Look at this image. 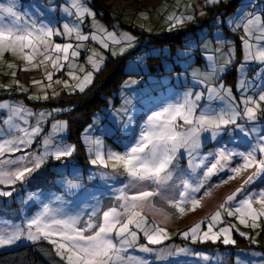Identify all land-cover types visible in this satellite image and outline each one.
Instances as JSON below:
<instances>
[{"label":"rangeland","instance_id":"obj_1","mask_svg":"<svg viewBox=\"0 0 264 264\" xmlns=\"http://www.w3.org/2000/svg\"><path fill=\"white\" fill-rule=\"evenodd\" d=\"M141 1V0H140ZM144 6H137L134 2H115L111 7L110 20L105 19L103 15L96 10L92 0H83L84 5L95 12V18L85 17L82 24V33L85 35L96 34L104 39L107 32L116 35L121 43L117 44L107 40L108 48H104L98 40L77 41L75 35L68 37L66 35L52 37L55 43H72L74 50L79 47V56L72 57L69 52V60L61 61L62 69H54L51 62L40 63L42 56H37L33 64H39L38 67L28 65L18 55L5 53L0 58V103L7 102L12 105H21L25 112L20 116L13 118L12 125L3 123L9 114L7 110L0 109V136L7 139H16L21 132L15 128H25L31 130L37 126L40 120L39 113H51L45 115L43 122L39 124L41 132L35 136L30 147L25 151L13 154H5L4 160L18 159L21 155H28L29 159L33 155H40L43 152L42 141L51 140V146L54 148L58 143L65 146H75V151L71 157H64L57 161L53 156H48L40 169L33 172L32 176L23 182H17L14 186L0 185V191H13L12 197H0V220L5 222L4 231L10 230L9 226H23L32 217L36 216L43 209L44 204H49L53 209L62 208L64 212L72 215L80 214L85 220L88 213L94 208L101 211L107 210L110 206L118 203L115 199L119 195L118 189L128 181V177L122 174V169L113 172L111 161L109 167L104 168L100 165L93 167L90 160L95 158L90 154L89 149L95 151V141H101V147L107 157V154L116 152L122 154L133 134L138 133L145 124L147 116L153 111L161 109L169 102H174L182 98L186 92H191L193 96L204 92L205 96L199 102L197 115L204 109L206 104L218 105V101H208L205 85L219 87L221 83L226 88H231L232 94L236 99L240 109H243L241 103V94L237 87L238 74L236 67L243 60V45L241 42V52L238 54L235 42L241 41V38L248 39L243 24L246 22L242 17H250L249 11L253 15L264 19V0H238L235 13L226 19H230L229 33L222 30V16L216 15L209 24L206 25L208 18L218 9L225 8L223 2L228 4L231 0H220L219 3L210 4L209 0H142ZM10 0H0V4L7 5ZM73 0H15L16 11L23 17L21 23L35 22L37 26L47 24L50 27L63 31L62 26L67 23L70 26L76 23V17L73 14L68 16L64 9H71ZM74 13V9H72ZM223 12V16H224ZM184 17L182 23L173 24L169 17ZM211 16V17H210ZM191 17V19H188ZM8 20H5L7 23ZM204 24V25H201ZM95 25H100L106 31H98ZM226 27L227 24L225 23ZM237 25H240L237 27ZM200 26L197 29V35L200 40L206 39V48H212L206 54L198 53L197 40L193 37L192 28ZM191 27V30L189 31ZM242 30V32L239 31ZM212 32V35H211ZM165 33L176 36H186L182 46H157L153 44L155 38ZM122 34H128L134 39L129 46L128 41L121 39ZM203 36H202V35ZM260 33L254 30V35L250 40L253 45V51L257 45H261L264 50V43L257 40ZM210 37V38H209ZM223 37V39H220ZM236 40V41H235ZM213 46V47H212ZM231 48L234 55V63L231 67L225 66V59ZM93 52L98 53L94 59L97 65L94 66L88 61V57ZM62 55V54H59ZM239 55V56H238ZM200 56H203V62L199 64ZM125 57L126 76L120 89L111 96H106L105 104L94 113L91 121L85 126L80 136V151L77 145L69 138V127L63 114L69 111V108L63 107L60 103L64 95L70 96L75 93H83L90 88L98 73L105 67L110 58ZM12 64L14 67H9ZM28 68L27 71L23 70ZM99 70H96V69ZM236 70L237 84L227 80L228 71ZM213 70L216 71L218 79H211ZM252 70V71H250ZM72 72L74 75L69 76ZM250 71V72H249ZM13 73L15 76L13 77ZM46 73H52V81L47 80ZM92 73V80L84 86V91L76 87L79 81H83L86 74ZM264 67L258 62H251L248 66L247 79L249 82L259 81L255 86L249 85L246 95L254 99L257 98L261 86H264ZM33 81H40L41 84H34ZM60 81L61 83H56ZM204 81V84L200 82ZM65 83L67 86H65ZM51 87H48V85ZM45 93L48 99H43ZM39 98H32V97ZM260 109L257 113L256 121H248L245 118H239L238 124L244 126L250 135L244 137L235 127L228 125L222 128L220 134L212 138L210 132L201 134V147L198 150L200 155L216 153L220 148H226L234 152H245L251 145L256 143L258 135H264V102L260 103ZM31 113L32 115H29ZM126 116L132 117V123L129 128H125L127 123ZM66 123L63 131L54 130L52 125L56 123ZM13 128L11 134L7 131ZM255 136V138H254ZM257 153V159H259ZM214 162L209 157L204 167L194 168L185 149H180L173 162V179L168 185L161 188V196L153 198V205L156 209H161L167 213V217L156 211L145 209L142 215L145 216L147 225L155 224L158 227L166 229L168 238L164 239L159 245H148L154 251L145 253L139 250L140 246L146 244V239L142 232H138L137 247L128 249L126 253H121L125 260L129 257L135 259H146L148 264H237V259L241 264H264V217L258 223L259 228H251L239 223L238 215L228 216L220 209L227 197L242 190L236 195L235 200L228 202L226 207L232 208L250 191L255 193L261 190L263 185L262 174L254 179L251 184H244L248 176L256 170L248 168L236 174L234 178L229 179L227 183L224 180L233 174L229 171L231 167H239L242 160L238 156H233L231 160L224 162V170L219 171L209 179L203 181V187L196 197L200 198V205L194 210L188 209L183 214H178L163 196L172 199H178L183 192L182 180H188L193 186L203 179L202 173L206 166ZM20 165H4L5 170H15ZM31 166V165H29ZM101 174H107L102 176ZM64 180H71L74 184L80 185L79 188L69 190ZM254 188V190H253ZM151 190V189H149ZM138 191L132 188L130 194ZM61 200H56V197ZM31 197V199H30ZM223 200L217 207L216 204ZM204 205L205 207H201ZM254 208L260 205L254 203ZM210 211V212H209ZM217 211L221 212V222L217 223L213 231H219L220 228L233 226L231 236L236 240L235 245H224L221 240L218 242H192L190 238H185L182 233L189 231L197 223H201V233L207 230V222ZM209 217H208V215ZM202 214L207 215L205 220L190 222L195 217ZM207 218V219H206ZM185 224V225H184ZM136 230L134 226H130ZM238 230V231H237ZM238 232L246 233L247 236H240ZM251 237L252 239H248ZM58 239L57 237H54ZM46 242L51 245L57 254L56 246L48 240L41 239L30 241L25 238L12 245L0 246V253L16 249L22 246L34 245L36 243ZM213 245V246H208ZM180 248L189 250V254L179 253ZM199 248V250H196ZM163 252L164 259H158L157 254ZM201 256H208L204 260ZM256 253L257 255H253ZM58 255V254H57ZM63 259L60 255H58ZM66 263L67 261L63 259ZM233 261V262H232Z\"/></svg>","mask_w":264,"mask_h":264},{"label":"snow or ice","instance_id":"obj_2","mask_svg":"<svg viewBox=\"0 0 264 264\" xmlns=\"http://www.w3.org/2000/svg\"><path fill=\"white\" fill-rule=\"evenodd\" d=\"M220 0H209L210 4L219 3ZM74 9V13L72 11ZM65 13L68 16L73 14L76 17V23L72 26L65 23L63 31L50 27L47 24L37 26L35 22L21 23L23 17L18 15L16 11L15 0H10L9 4H0V58L5 53L18 55L22 60L26 61L32 67H38L39 64H33L37 56H42L43 60L40 63L51 62L54 69H62L61 61L69 60V52L72 57L79 56V47L72 43H53L52 37L66 35L72 37L75 35L77 41L98 40L104 48H108L107 40L114 43H121L120 39L112 32H107L104 39H101L96 34L85 35L82 33V24L85 17L95 18L96 13L84 5L83 0H73L71 9L65 8ZM8 20L5 23V20ZM173 24L182 23L184 17H169ZM191 19V17H188ZM246 22L243 24L248 39L241 38L243 45V60L236 67L238 74L237 87L241 94V103L243 109L237 104L235 97L232 94L231 88H226L223 83L219 87L205 85L207 100L218 101V105L211 103L206 104L204 109L197 115V108L200 107V101L204 98L205 93L201 92L193 96L191 92L183 94L182 98L174 102H169L159 110L153 111L147 116L145 124L140 128L138 133L133 134V139L125 145V150L122 154L109 152L107 157L101 147V141H95V151L89 149L90 154L95 158L90 160V164L95 167L100 165L104 168L109 167L113 172L122 169V174L128 177V181L119 188V195L115 197L118 203L110 206L107 210L101 211L99 208H94L88 213L85 220L80 214L72 215L64 212L62 208L53 209L49 204H44L43 209L36 216L32 217L23 226H9L10 230L4 231L3 220H0V246H7L16 243L25 238L30 241H38L41 239L48 240L56 246L57 254L67 261V264H148L146 259H133L129 257L125 260L121 253H126L128 249L137 247L138 232H142L146 239V244L139 247V250L145 253H152L154 250L148 245H159L164 239L168 238L166 229L156 226H149L142 212L147 209L156 211L159 214L167 217L161 209H156L153 205V198L161 196V188L168 185L173 179V162L177 157L180 149H185L189 159L192 161L194 168L204 167L212 157L214 162L210 166H206L202 173L203 179L196 183L195 186L188 180H182L183 192L178 199H172L163 196L171 207L178 214L185 213L186 210H194L200 205V199L196 197V193L200 192L203 187V181L209 179L219 171L224 170L226 161L231 160L233 156L241 158L242 163L239 167H231L229 171L233 174L225 178L224 183L229 179L234 178L242 170L255 168L252 175L244 181V184H251L254 179L264 174V135H258L256 143L250 146V149L245 152H234L226 148H220L216 153L200 155L201 134L210 132L212 138L217 137L222 128L228 125H235L236 129L244 136L250 135V132L241 124L237 123L239 118H245L248 121H256L257 113L261 111L260 103L264 102V86H261L257 98L254 99L246 95L249 85L255 86L260 83L253 78L252 82L247 79L248 66L251 62H258L264 67V50H261V45L256 46L253 51V45L250 43L254 35V30L260 33L256 37L257 40L264 43V19L260 16L252 15L250 17H242ZM240 25H237L239 27ZM98 31H106L100 25H95ZM121 39L129 42L134 39L128 34H122ZM220 39H223L221 37ZM62 54V55H59ZM99 54L93 52L92 56L88 57V61L94 66L97 65V60L94 59ZM234 63V55L231 50L225 59V66L231 67ZM9 67L14 65L9 64ZM25 71L28 68L23 69ZM96 70H99L98 68ZM13 77L15 73L12 74ZM69 76L74 74L70 71ZM47 80L52 81V73H46ZM264 78V73H261ZM217 73L213 70L211 79H218ZM92 80V73L84 76L83 81H79L76 85L80 91H84V86ZM34 84H41L40 81H33ZM56 83H61L56 81ZM204 84V81L200 82ZM65 86L67 84L65 83ZM48 87H51L49 84ZM39 98V97H32ZM43 99L47 100L48 96L45 93ZM0 109L7 110L9 113L7 119L3 121L6 125L13 124V118L20 116L25 112L21 105H12L7 102L0 103ZM29 115H32L29 113ZM40 120L37 126L31 130L16 127L15 130L22 133L16 139H7L0 136V185L14 186L17 182H23L30 178L34 171L41 168L48 156H53L57 161L64 157H71L75 151V146H65L57 144L54 148L51 146L50 139L42 141L43 152L40 155H33L29 159L28 155H21L18 159L4 160L5 154H13L16 152L25 151L31 146L35 136L42 131L39 124L43 122L45 115L51 113H39ZM127 123L125 128H129L132 123V117L126 116ZM54 130L63 131L66 128V123H56L52 125ZM9 134L13 128L7 130ZM252 131H255L253 129ZM257 153L260 154V159H257ZM18 164L20 165L15 170H5L4 165ZM31 165V166H29ZM106 176L107 174H101ZM69 190L79 188L80 185L74 184L71 180H64ZM171 189L172 185H168ZM132 188H137L138 191L131 193ZM237 189L232 195L227 197L224 204L220 205V209L224 210L228 216L238 215L239 223L253 229L259 228L258 221L264 217V190L259 192H249L241 200H239L231 209L226 207L228 202L234 201L236 195L242 190ZM151 189V190H149ZM13 191H0V197H12ZM31 199V197H30ZM61 197H56V200H61ZM259 204L260 207L254 208L253 204ZM221 222V212L217 211L211 216L207 222V230L201 233V223L195 224L189 231H185L182 235L185 238H190L192 242H218L221 240L224 245H235L237 242L232 238L231 232L233 226L220 228L214 232L213 228L217 223ZM130 226H134L136 230H132ZM238 231V230H237ZM240 236H247L246 233L238 232ZM57 237L58 239H55ZM248 239H252L248 237ZM179 253L189 254V250L180 248ZM202 259H209L208 256H201ZM253 255H257L253 253ZM158 259H164L163 252L157 254ZM222 264V262H218ZM237 264H241L237 259Z\"/></svg>","mask_w":264,"mask_h":264},{"label":"trees","instance_id":"obj_3","mask_svg":"<svg viewBox=\"0 0 264 264\" xmlns=\"http://www.w3.org/2000/svg\"><path fill=\"white\" fill-rule=\"evenodd\" d=\"M115 2H126L131 4L132 2L135 5L141 7L144 6L145 2L142 0H92L93 6L96 8L98 12H100L105 19L110 20V12L111 7ZM238 0H231L228 4H224L225 8L218 9L212 15V18H208L205 23L206 25L209 24L216 15L222 16V30L226 33L231 32L229 29L230 19L226 22V19L231 17L233 13H235V9L237 7ZM224 12V16H223ZM253 15L252 11H249V16ZM211 17V16H210ZM227 24V27L225 25ZM204 25V24H201ZM200 26L194 27L189 31L193 34V37H196L197 40V50L198 53L206 54L205 52L201 51V47L207 42L208 39L200 40L199 36L197 35V29ZM240 31V30H239ZM202 35V34H201ZM212 35V32H211ZM203 36V35H202ZM210 38V37H209ZM187 39V35L184 36H176L174 34L165 33L164 35L155 38L152 42L157 46H172V49L178 46H182L184 40ZM236 41V40H235ZM237 53L241 52V41L237 40L235 42ZM239 56V55H238ZM199 64L203 62V56H200ZM125 57H116L110 58L107 60L105 67L97 74L96 79L93 85L88 88L83 93H75L71 94L70 96L64 95L60 103L63 107L69 108V111L64 113L63 116L67 120L68 127H69V138L73 141L76 145L78 150L80 151V136L85 128V126L91 121L94 113L98 111L106 102V96H111L116 93L126 76L124 71L125 69ZM252 71V70H250ZM249 71V72H250ZM236 70L234 68L228 71L226 78L227 80H231L237 84L236 78ZM213 246V245H208ZM0 264H67L63 259H61L56 252L54 251L53 247L46 242L36 243L34 245L29 246H22L18 247L13 250L5 251L0 253Z\"/></svg>","mask_w":264,"mask_h":264},{"label":"crops","instance_id":"obj_4","mask_svg":"<svg viewBox=\"0 0 264 264\" xmlns=\"http://www.w3.org/2000/svg\"><path fill=\"white\" fill-rule=\"evenodd\" d=\"M239 30H240V29H239ZM212 47H213V46H212ZM210 49L212 50V48H208V49H207L205 44L201 47V51H202V52H205V53H207V51H209ZM261 126H262V129H263V128H264V124L262 123ZM250 132H252L251 129H250ZM254 138H255V136H254ZM258 155H259V159H260V158H261V157H260V154H258ZM260 179H263V185L261 186V189H264V174H262V177H261ZM253 190H254V188H253ZM199 199H200V198H199ZM222 202H223V200H221L219 203H217V204H216V207H217L220 203H222ZM201 207L203 208V207H205V206L202 205ZM209 212H210V211H209ZM207 215H208V213H207ZM207 215L202 214L200 217H199V216H198V217H195L196 219L193 220V221L191 220L190 222H198L199 220H205L204 217H206ZM208 217H209V215H208ZM206 219H207V218H206ZM184 225H185V224H184ZM196 250H199V248H197ZM232 262H233V261H232Z\"/></svg>","mask_w":264,"mask_h":264},{"label":"built area","instance_id":"obj_5","mask_svg":"<svg viewBox=\"0 0 264 264\" xmlns=\"http://www.w3.org/2000/svg\"><path fill=\"white\" fill-rule=\"evenodd\" d=\"M240 32H242V30H240Z\"/></svg>","mask_w":264,"mask_h":264}]
</instances>
